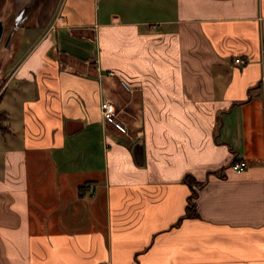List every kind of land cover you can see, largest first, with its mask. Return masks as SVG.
<instances>
[{
    "label": "crops",
    "instance_id": "0c3cea01",
    "mask_svg": "<svg viewBox=\"0 0 264 264\" xmlns=\"http://www.w3.org/2000/svg\"><path fill=\"white\" fill-rule=\"evenodd\" d=\"M2 2L0 264H264V0Z\"/></svg>",
    "mask_w": 264,
    "mask_h": 264
},
{
    "label": "rangeland",
    "instance_id": "374dc122",
    "mask_svg": "<svg viewBox=\"0 0 264 264\" xmlns=\"http://www.w3.org/2000/svg\"><path fill=\"white\" fill-rule=\"evenodd\" d=\"M6 6H7L6 3H4V2H2V4H0V21H2V16L5 15V8H7ZM16 17L17 16L13 15V19H12V16H11V20L14 22ZM8 31H9V26L6 25V27H4L3 37L0 40V63L1 64L4 63V59L2 58V55H6L8 53L14 54L15 52H18L19 54L23 53L26 50L29 43L32 41L33 37L37 34V33H35L36 30L34 31L33 29H28L24 33L25 34L24 38L21 40L20 43H18L17 38H16L17 36L20 35V32H18V33H16V36L14 37L13 41L11 39L10 40L11 42L6 46V40L8 38V34H9ZM115 119H116V117H115Z\"/></svg>",
    "mask_w": 264,
    "mask_h": 264
},
{
    "label": "built area",
    "instance_id": "2783aa9c",
    "mask_svg": "<svg viewBox=\"0 0 264 264\" xmlns=\"http://www.w3.org/2000/svg\"><path fill=\"white\" fill-rule=\"evenodd\" d=\"M57 21L61 22L60 16L57 18ZM235 62L236 63H244L245 60L237 58V59H235ZM101 113H102V116L106 122L112 123L118 131L125 132V127L115 119V106L113 105V103H111L108 100L102 101ZM229 167L233 173H235V174L240 173L241 171H243L245 169L246 162L244 160H241V159L234 160L230 163ZM102 264H105V263H102Z\"/></svg>",
    "mask_w": 264,
    "mask_h": 264
},
{
    "label": "water",
    "instance_id": "95a60500",
    "mask_svg": "<svg viewBox=\"0 0 264 264\" xmlns=\"http://www.w3.org/2000/svg\"><path fill=\"white\" fill-rule=\"evenodd\" d=\"M17 19L15 20V25L18 26ZM3 36V22L0 21V40ZM12 37V32L10 31L8 34V38L6 40V46L10 43ZM81 126V123L79 121H68L67 123V132L73 133L75 130H77ZM133 157L136 162V164L141 165L143 163V151H142V144L141 141H138L133 149H132Z\"/></svg>",
    "mask_w": 264,
    "mask_h": 264
},
{
    "label": "trees",
    "instance_id": "16d2710c",
    "mask_svg": "<svg viewBox=\"0 0 264 264\" xmlns=\"http://www.w3.org/2000/svg\"><path fill=\"white\" fill-rule=\"evenodd\" d=\"M3 116H4V113L0 111V129H1L2 131H5L6 128L1 124V121L3 120ZM192 196H193V195H191V197H192ZM191 197H190V198H191Z\"/></svg>",
    "mask_w": 264,
    "mask_h": 264
},
{
    "label": "flooded vegetation",
    "instance_id": "af4514ba",
    "mask_svg": "<svg viewBox=\"0 0 264 264\" xmlns=\"http://www.w3.org/2000/svg\"><path fill=\"white\" fill-rule=\"evenodd\" d=\"M3 22V21H2ZM3 32H4V23H3ZM3 37V36H2Z\"/></svg>",
    "mask_w": 264,
    "mask_h": 264
}]
</instances>
